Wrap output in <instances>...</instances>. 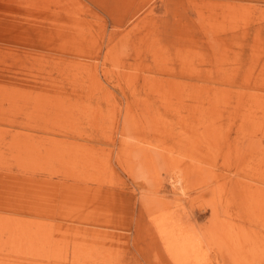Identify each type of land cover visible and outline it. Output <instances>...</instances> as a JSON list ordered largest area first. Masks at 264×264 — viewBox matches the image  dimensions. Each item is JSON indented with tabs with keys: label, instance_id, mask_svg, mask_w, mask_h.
Returning a JSON list of instances; mask_svg holds the SVG:
<instances>
[{
	"label": "rangeland",
	"instance_id": "1",
	"mask_svg": "<svg viewBox=\"0 0 264 264\" xmlns=\"http://www.w3.org/2000/svg\"><path fill=\"white\" fill-rule=\"evenodd\" d=\"M0 264H264V0H0Z\"/></svg>",
	"mask_w": 264,
	"mask_h": 264
}]
</instances>
